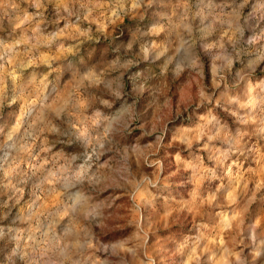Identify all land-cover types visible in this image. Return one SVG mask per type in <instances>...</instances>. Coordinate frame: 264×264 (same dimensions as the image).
<instances>
[{"label": "clouds", "instance_id": "obj_1", "mask_svg": "<svg viewBox=\"0 0 264 264\" xmlns=\"http://www.w3.org/2000/svg\"><path fill=\"white\" fill-rule=\"evenodd\" d=\"M87 3L93 12L100 10L98 19L108 26L125 15L133 23L121 27L115 38L107 28L100 29L105 42L96 39L98 46L90 59L74 45L77 59L64 67L65 77L74 81L72 104L63 113L66 121L58 111L63 102L58 93L52 103L43 106L46 115L30 113L35 101H28L11 128L0 123V155L9 149L16 153L9 174H18L22 185L29 173L39 172L48 189L42 199L57 197L47 209L32 213L26 230L0 226L3 253L11 252L13 264H191L186 258L190 248L195 246L203 255L208 247H201L207 240L204 231L215 220L229 242L212 260L224 257L220 264H264V233L257 232L255 238L250 235L255 221L249 218L245 222L239 206L221 210V197L226 195L223 178L217 175V168L204 166L193 148L194 142L198 146L205 141L209 160L219 165L232 153L242 151L249 126H255L258 135L264 133V88L253 89L247 100H241L227 87L236 75V62H241L242 70L250 76L255 69L246 57L256 50L264 53V0ZM10 7L8 0H0V10ZM90 16L91 12L84 19ZM253 26L259 35H251ZM76 31L93 38L79 28ZM81 55L86 59H80ZM205 59L211 61V88L203 83ZM260 61L264 55L256 57V68ZM186 82L195 84V90L185 91L177 102V92ZM193 98L196 113L219 106L223 100L226 106L247 115L238 121L243 128L235 131L219 124L214 116L195 130L183 150L198 160L197 166L189 167L177 181L173 173L165 171V159H177L168 151L167 140L173 125L194 116L181 106H190ZM5 100L0 88V106ZM13 102L8 101L9 105ZM53 117L57 123H52ZM45 134H56L73 152L67 157L54 156L51 169L33 166L21 170L22 157L32 154L37 141L41 151H50ZM214 142H220L221 147ZM228 144L231 147L225 148ZM183 170L182 162L178 163L177 171ZM226 176L234 179L230 170ZM16 190L20 193L23 188ZM117 191L127 197L125 217L112 210L115 197L106 195ZM6 207L0 202V219ZM192 208L200 210L196 213L199 220L191 215ZM40 217L47 221L44 230L39 227ZM122 221L125 230L114 232V226ZM173 233L177 240L196 233L200 239L176 248L174 241L167 239ZM174 248L180 256L168 260ZM193 260L200 264L196 257Z\"/></svg>", "mask_w": 264, "mask_h": 264}, {"label": "rangeland", "instance_id": "obj_2", "mask_svg": "<svg viewBox=\"0 0 264 264\" xmlns=\"http://www.w3.org/2000/svg\"><path fill=\"white\" fill-rule=\"evenodd\" d=\"M11 7L6 10H0V79L3 84L0 85L6 100L3 106H0V123L11 128L16 119H18L21 111H23L28 101H35L30 108V113L38 115H46L43 112V106L52 103L58 93L63 97V102L58 106L61 118L67 120L63 113L67 107L72 104L71 90L74 88V81L66 78L64 75V67L68 62L77 59L73 55L74 45H79L80 53L87 52L90 59L97 49L96 39L104 41L102 28H107L108 34L115 38L120 35V28L124 25L133 23V19L125 15L122 20L116 21L112 26L102 19L100 10L92 11V6L88 5L87 0H8ZM87 5V6H86ZM224 4H218L217 7H224ZM115 11V9H113ZM85 20L84 17L88 16ZM146 22H150L146 21ZM81 32H88V36L79 35L76 29ZM251 35L257 36L259 32L253 26ZM219 39V36L217 37ZM258 49V46H254ZM179 56V52H177ZM264 55L256 50L250 57H246L253 62L254 72L248 76L241 68V62H236V75L231 77L232 83L229 81L227 87L232 89V95L238 96L241 100H247L252 95V90L257 92L264 88V61L259 62V67H255L256 57ZM80 59H86L82 55ZM204 81L203 83L211 88L212 74L211 61L204 60ZM61 81L63 84L61 85ZM15 82V83H14ZM15 84H19L16 87ZM173 87V85H169ZM182 91L177 92L176 101L183 99L185 91L191 93L195 90V84L191 86L186 82L180 86ZM223 88L224 85H221ZM259 99V96L255 97ZM8 101H14L9 105ZM187 107L189 111L194 112L191 119L178 122L173 125V131L168 137V151L172 156L177 157L173 160L171 157L165 159V171L173 173L175 179L180 181L183 179L185 171L189 168H195L198 160L191 158V153L184 151L187 142L192 140L195 130L201 127L206 121H211L213 116L219 124H227V126L235 131L243 125L238 124L247 113L244 111L237 112L235 107L226 106L225 101H221L219 106L204 107L200 112L196 113V100ZM237 112V115H232ZM98 118V117H97ZM52 123H57L56 118H52ZM57 126H59L57 124ZM247 135L244 136L241 144L242 151L232 153L224 163L217 165L215 161H210L208 145L205 141H200L199 145L193 143L197 158H202V163L206 167H215L218 169L217 175L222 179L225 185L226 195L221 197L219 207L223 212H227L229 205L232 208L244 210L245 222L249 218L255 221L252 226L250 235L255 238L257 232L264 233V133L257 134L255 126H249ZM68 133L65 131L64 135ZM50 148L49 152L41 151V142L37 141L36 147L30 156H23V163L20 165L21 170L30 167H44L51 169L50 161L54 156L67 157L73 152L63 141L58 139L56 134H45ZM216 147H221L220 142H214ZM225 148L231 147L230 144L224 145ZM178 154V155H177ZM16 159L14 150L9 149L0 155V202L7 207L4 209V217L0 219V226L14 231L26 230L31 224V216L34 211L41 208L47 209L50 204H54L57 200L56 196L51 199H42L47 186L44 185V177L39 172L29 173L24 179V183L20 184L21 177L9 170L12 167L13 160ZM183 164V171H177V164ZM233 173L234 179L230 180L226 173ZM221 183L217 181V185ZM17 187H22L23 191L18 193ZM109 197H115L113 203V211L117 212L119 217L127 215V197L123 193L110 192ZM17 198L18 202H17ZM199 209L192 208L191 215L199 220L201 217L196 215ZM48 215H53L48 213ZM39 227L44 230L47 227V221L44 217H40ZM125 230V223L114 226L113 231L121 233ZM207 240L201 242V247L207 245V249L200 255V250L195 246L190 248L187 260L191 264H196L193 257H196L200 264H220L219 257L212 260L211 257L217 255L219 249L229 242L221 228L217 226L216 221L208 224L207 230L204 231ZM167 239L174 241L176 248L182 247L184 244L192 245L200 239V234L190 237H184L177 240L175 234H169ZM214 241H216L214 243ZM264 247V241L261 242ZM174 255L169 256L168 260H174L180 256V252L173 249ZM0 264H13L11 252L3 253V246H0Z\"/></svg>", "mask_w": 264, "mask_h": 264}]
</instances>
